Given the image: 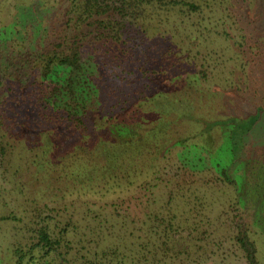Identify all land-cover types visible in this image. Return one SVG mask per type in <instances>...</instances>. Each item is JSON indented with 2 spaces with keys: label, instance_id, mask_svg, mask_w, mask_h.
Instances as JSON below:
<instances>
[{
  "label": "trees",
  "instance_id": "1",
  "mask_svg": "<svg viewBox=\"0 0 264 264\" xmlns=\"http://www.w3.org/2000/svg\"><path fill=\"white\" fill-rule=\"evenodd\" d=\"M65 2L56 18L57 22L62 19L61 26L51 33L54 41L46 48L41 46V51L31 47L29 61L23 54V42L27 44L23 37L40 33L38 22L20 17L19 22H12L0 32V69L6 73L16 60L21 67L34 64L29 87L4 75L5 91L10 95L0 104V154L4 156L6 147L14 141L12 129L18 128L19 135L30 128L37 137L34 151L43 155L58 148L56 131H60L76 141L62 159L66 160L71 183L78 189H91L94 182L108 190L120 189L130 187L148 173L152 177L138 186L135 198L98 207L86 203L79 211L76 209V216L71 213L63 225L54 228L44 225L33 230L26 226L35 241L13 251L15 264L197 263L199 255L231 237L226 207L232 206L222 195L226 186H233L235 181L238 184L229 175L233 161L214 158L211 164L219 176L213 174L215 179L207 184L197 180L203 175L200 171L181 179L164 175L163 171L179 146L168 137L172 135L171 126L184 119L197 122L190 97L199 89L198 82H205L207 73L181 66L186 62L191 65L194 60L189 55L195 38L190 39L191 45L185 51L181 48L185 42L175 37V31L164 47L154 39L144 43L147 47L140 52L123 37L128 27L148 34L151 13L185 10L188 16L178 18L180 27L192 29L197 25L186 24L188 19L206 10L186 0ZM171 22L167 20L157 37L165 39L171 33ZM15 38L19 40L17 51L10 49ZM150 47H154L150 51L153 56L147 54ZM240 58H231L236 60L231 63ZM260 113L259 108L246 119L205 123V129L241 127L235 135L236 143H242L258 123ZM229 141L236 146L235 141ZM211 198L215 202L210 203ZM236 228L235 241L246 264H260L247 228Z\"/></svg>",
  "mask_w": 264,
  "mask_h": 264
},
{
  "label": "rangeland",
  "instance_id": "2",
  "mask_svg": "<svg viewBox=\"0 0 264 264\" xmlns=\"http://www.w3.org/2000/svg\"><path fill=\"white\" fill-rule=\"evenodd\" d=\"M186 1L195 4L201 11L206 10L188 19L190 21L186 24L193 26L195 23L196 27H180L181 19L178 18H186L188 14L178 8L151 13L147 20L150 23L148 34H143L141 29L128 27L123 38L129 40L134 51L140 52H144L146 45L154 39L164 47L166 39L175 31V37L185 42L181 46L185 51L191 45L190 39L195 38L189 55L194 60L191 65L186 62L181 66H187L186 69L192 72L204 69L207 73L205 82L200 80L199 89L196 88L190 97L193 102L192 114L197 122H186L184 119L171 126L172 135L168 137L172 144L178 142L180 147L175 148L163 174L181 179L191 177L192 171H200L203 175L197 180L207 184L215 179L214 176L212 178L213 174L219 176L211 164L214 158L224 162L233 161L229 175L233 180L237 179L238 184L235 181L233 186H226L223 189L225 195H222V199L229 200L232 206L226 207L231 237L214 246L212 251L199 255L197 263L188 264H246L244 254L235 241L236 226L239 225L247 228L257 248V259L264 264V0ZM63 4H66L65 0H0V32L11 26L12 22H19L20 17L38 22L40 33L24 36L26 45L22 41L23 47L26 46L23 54L29 61L31 47L41 51V46L47 47L54 41L51 33L52 30L57 32L61 26L62 19L57 22L56 18ZM206 8H211L212 12L209 14ZM167 20L172 21L168 30L173 24L171 33L165 39L157 37L163 33L162 26ZM185 20L182 19L183 22ZM21 34L23 36L24 33L21 31ZM226 36H230V39H226ZM180 39L175 40L179 42ZM231 44L234 46L228 48ZM239 44H242L240 50ZM18 45L19 40L15 38L10 42V49L13 47L17 51ZM153 48L150 47L147 54ZM237 55H240V60L231 63L234 60L231 58ZM150 56L153 55L150 53ZM88 66V63L85 64V67ZM33 70V63H25L21 67L17 60L6 73L0 69V104L10 95L5 91L7 77L4 75L29 87ZM259 108V121L242 143H236V132H240L241 127L225 125L213 127L210 131L205 129V123L231 118L246 119ZM17 131L18 128L11 130L14 141L6 147L4 156L0 154V264H15L13 251L17 247L27 248L35 241L33 233H27L26 226L34 230L36 226L38 229L44 225L49 228L63 225L68 215L72 213L76 216L86 203L98 207L135 198L139 192L138 186L143 181L151 180L152 176L148 173L138 177L130 187L108 190L99 182H94L91 189H78L76 184L71 183L72 179L65 169L66 160L62 159L76 141L56 131L58 148L50 155H43L39 150L34 151L36 147L33 144L37 142V137L30 128L19 135ZM229 140L235 141L236 146L231 145ZM192 180L197 181L195 177ZM215 200L211 198L210 203ZM95 206L91 208L96 210Z\"/></svg>",
  "mask_w": 264,
  "mask_h": 264
}]
</instances>
